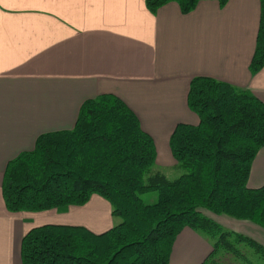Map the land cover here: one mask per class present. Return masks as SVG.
I'll use <instances>...</instances> for the list:
<instances>
[{"label": "crops", "instance_id": "crops-1", "mask_svg": "<svg viewBox=\"0 0 264 264\" xmlns=\"http://www.w3.org/2000/svg\"><path fill=\"white\" fill-rule=\"evenodd\" d=\"M259 20L260 0L224 7L205 0L185 15L174 2L152 14L145 0H0V264H21V241L33 228L100 234L120 223L98 195L84 206L8 212L1 191L8 162L32 151L39 136L72 130L84 101L109 94L152 137L154 166L179 168L169 139L176 125L199 122L187 106L193 78L228 83L264 104V68L249 72ZM248 181L251 189L264 185V148ZM183 232L197 236L188 228L178 236ZM205 247L200 264L212 254Z\"/></svg>", "mask_w": 264, "mask_h": 264}, {"label": "trees", "instance_id": "trees-1", "mask_svg": "<svg viewBox=\"0 0 264 264\" xmlns=\"http://www.w3.org/2000/svg\"><path fill=\"white\" fill-rule=\"evenodd\" d=\"M205 0H145L154 14L174 2L182 14ZM224 7L229 0H212ZM264 68V0L249 72ZM187 106L198 124L176 125L169 149L178 178L147 176L156 161L152 137L132 110L114 95L82 103L69 131L36 139L34 149L8 162L2 198L10 213L84 206L104 198L121 222L100 234L82 226L44 225L21 241V264H169L186 228L213 241L210 260L254 264L237 250L244 244L264 264V246L228 232L208 217L227 216L264 229V185L248 188L252 163L264 148V104L249 91L207 77L193 78ZM155 193L156 201L141 196ZM217 256V257H216ZM208 260L204 264L207 263ZM214 264H217L215 261Z\"/></svg>", "mask_w": 264, "mask_h": 264}, {"label": "rangeland", "instance_id": "rangeland-1", "mask_svg": "<svg viewBox=\"0 0 264 264\" xmlns=\"http://www.w3.org/2000/svg\"><path fill=\"white\" fill-rule=\"evenodd\" d=\"M157 173L162 174L168 180H174L183 174V170L180 168H161L153 166L150 173L145 176V181H147V177ZM249 181L247 183L248 187L250 186ZM156 197L157 196L155 193H147L141 196L142 200L149 204L154 203L156 201ZM205 214L217 222L225 231L242 234L243 236L253 239L264 246V230L262 228L256 227L246 221L235 220L223 215L215 216L210 213ZM118 219L121 222V219ZM189 233L191 232H183V234L178 236L172 264H200V261L206 254L205 242H208L210 247L212 246L213 241H210L208 238H205L204 236L202 237V235L195 232L194 233L197 236H192V234ZM237 250L240 251V253L244 256V259L246 258L249 260V262L254 264H259L262 262V260L254 253V251L244 244L239 245ZM224 256L219 255V258H216V260L213 262L209 261L211 257H208L206 264H214L215 261L217 264L228 263L231 259V257H229L230 255H227L225 259L223 258Z\"/></svg>", "mask_w": 264, "mask_h": 264}]
</instances>
